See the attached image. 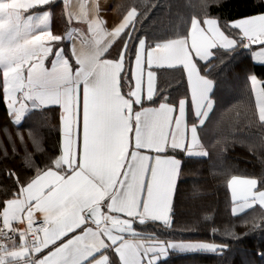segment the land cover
<instances>
[{"label": "snow or ice", "instance_id": "obj_1", "mask_svg": "<svg viewBox=\"0 0 264 264\" xmlns=\"http://www.w3.org/2000/svg\"><path fill=\"white\" fill-rule=\"evenodd\" d=\"M50 3L52 0H27L13 14L8 38L0 34V81L5 105L17 120L20 113L27 114L31 109L54 107L58 111V151L51 156L50 165L58 172L67 168L54 161L63 152V126L71 111L75 117L77 161L76 168H67L63 179L68 180L80 167L87 128L90 141L93 136L101 141L109 164L102 179L93 178L87 169L81 171L93 183H99L105 194L99 199L93 196L91 204L69 216L42 246L38 241L30 246L31 250L21 253L14 250V238H9L12 249L9 241H0V264H113L108 249L115 253L118 264H158L173 250L223 254L227 245L161 240L134 225L158 222L171 227L179 179L185 169L191 172L195 163L181 159L179 154L209 156L208 151L197 150L202 148L199 129L212 107L208 92L214 82L201 74L200 66L217 51L236 48L248 49L254 59L264 62V26L255 21L241 23L252 17L264 18V10L226 22L205 12L204 16L191 17L183 31L174 29L166 38L149 40L136 37L137 24L149 6L143 10L131 6L109 30L99 19L93 21L80 3L75 12L78 19L72 23L82 22L85 16L87 23L82 35L74 33L68 38L73 44L69 57L62 44L57 46L65 36L53 32L42 14L34 11ZM117 41L119 48L109 59L105 53ZM153 69H175L184 74L199 118L196 122H188L185 98L170 103L168 95L156 87L157 71ZM250 84L259 121L264 122V79L253 75ZM21 142L27 149L28 141L22 138ZM34 151L47 153L43 139L34 144ZM25 154L32 156L27 151ZM47 170L46 166L37 175ZM196 173L194 180L199 169ZM15 178L20 179L19 175ZM57 183L45 178L38 190L43 196L58 194L63 189ZM228 186L233 215L257 213L260 224L254 226L264 227V178L232 175ZM217 231L213 229L212 233ZM224 231L240 238L234 226Z\"/></svg>", "mask_w": 264, "mask_h": 264}, {"label": "trees", "instance_id": "obj_2", "mask_svg": "<svg viewBox=\"0 0 264 264\" xmlns=\"http://www.w3.org/2000/svg\"><path fill=\"white\" fill-rule=\"evenodd\" d=\"M218 2L220 0H112L110 9L113 23L117 24L131 6H139V10L149 6L136 28V37L149 40L166 38L174 29L183 31L191 17L204 16L205 12L226 22L264 10V0H223L217 7ZM118 48L119 41L105 55L113 58ZM200 67L201 74L214 82L210 95L212 107L199 129L202 149L208 151L209 156L179 154L181 159L195 163L191 172L185 169L179 179L171 227L158 222L134 227L144 234H155L161 240L205 241L228 246L223 254L170 251L158 264H264V255H261L264 227L254 226L260 224V218L253 212L233 215L228 187L232 175L264 178V122L259 121L250 84L253 75L264 79V64L254 63L250 50L236 48L217 51L215 57ZM156 87L168 95L170 103L185 98L188 121L193 123L199 119L193 115L189 86L181 71H157ZM159 99L157 97L156 102ZM57 117L58 111L47 107L28 110L21 119L15 120L5 105L0 81V212L8 199L21 192L23 187L18 188V185H26L46 166L52 168L51 156L58 151ZM22 138L28 141L27 149ZM40 139H43L46 154L34 151V144ZM26 151L32 156H26ZM196 169L199 175L194 180ZM17 175L19 180L15 178ZM231 226L235 233L241 234L239 239L224 231ZM213 229L218 231L213 234ZM112 261L117 264L113 258Z\"/></svg>", "mask_w": 264, "mask_h": 264}, {"label": "crops", "instance_id": "obj_3", "mask_svg": "<svg viewBox=\"0 0 264 264\" xmlns=\"http://www.w3.org/2000/svg\"><path fill=\"white\" fill-rule=\"evenodd\" d=\"M26 3L27 0H0V34H3L5 39L8 38L10 32L12 31L10 22L12 21L13 14L16 13L18 9H21L23 6H25ZM80 3H83L86 6L85 11L86 13L90 14L93 21L99 19L101 24L106 25L109 30L118 24H114L112 20V13L110 9L112 0H52V3L47 4L48 6L44 5L46 7L43 6L40 9L34 10L42 14L41 18L44 20L46 26H49L53 32L57 34H63L65 36V40L60 42L57 46L59 47L60 44H62L64 48V54L69 55V57H71L72 54L73 44L72 40L68 38L73 37L74 33H80L82 35L83 33L81 30L86 26L87 23V16H85L82 22L72 23L73 20L78 19L75 12L79 11L78 4ZM72 5L77 7L72 8ZM253 21L264 26V18L260 17H252L249 21H243L241 23H251ZM40 27L43 28V25ZM21 35H23V33ZM108 50L109 48L107 51ZM252 60L256 64H264V62H259L258 60L254 59L253 54ZM47 63L50 67V62ZM212 88L213 84L208 92L210 99ZM116 92L118 94L119 89H116ZM137 99H139L138 95ZM189 99L193 109V115L197 119L198 117L195 115V108L192 102L190 89ZM187 108L188 101L186 100V114ZM209 111L210 109L208 110V113ZM23 115V112L20 113L19 119H21ZM13 117L15 120H17L16 116ZM189 124H191V122H189ZM63 128V152L55 163L57 166L62 163L67 165V168H76L77 153L75 117L72 115L71 111H69L66 116ZM126 146L125 140V148ZM200 150L204 149L201 148L197 151ZM108 164V157L102 148L101 141L96 136H93L90 141L86 128L85 146L80 157V167L73 171L68 180L63 179V174L67 171V168H61L59 172L53 168H49L43 173L42 176L36 175L26 184L25 187L21 189V192L18 195L8 199L5 202L4 207L0 212V222L13 225L21 232L14 250L21 253L26 249L31 250L30 246L34 245L38 241L42 246L44 243L49 241L50 237L54 236L58 228L66 223L69 216L78 214L80 207H86L91 204L93 202L91 199L93 196H95L97 199L102 198L105 193L99 186V183H93L92 180L88 178V176L84 175L81 169H87L93 178L102 179ZM45 178H47L48 182L50 183L58 182L57 187L62 188L63 191L58 194L49 193L48 196H43L38 190V185L39 182ZM229 192L231 195L230 188ZM66 201L67 205L65 203ZM26 221H43L45 223V228L35 234V240L30 239L26 234H24V224ZM182 242L209 243L205 241ZM9 248L12 249V245ZM108 252L118 264L115 253L112 252L111 249H108ZM9 259H12V257L9 256ZM20 264H23V261H21Z\"/></svg>", "mask_w": 264, "mask_h": 264}, {"label": "built area", "instance_id": "obj_4", "mask_svg": "<svg viewBox=\"0 0 264 264\" xmlns=\"http://www.w3.org/2000/svg\"><path fill=\"white\" fill-rule=\"evenodd\" d=\"M24 228V234H26L30 239L35 240V234L45 228V223L43 221H26ZM20 234L21 232L15 226L0 223V241H9L10 245L11 243L9 238H14L16 241Z\"/></svg>", "mask_w": 264, "mask_h": 264}, {"label": "rangeland", "instance_id": "obj_5", "mask_svg": "<svg viewBox=\"0 0 264 264\" xmlns=\"http://www.w3.org/2000/svg\"><path fill=\"white\" fill-rule=\"evenodd\" d=\"M255 93V92H254Z\"/></svg>", "mask_w": 264, "mask_h": 264}]
</instances>
